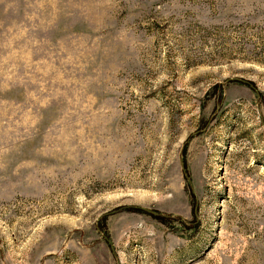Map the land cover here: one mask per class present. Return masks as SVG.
Listing matches in <instances>:
<instances>
[{
	"label": "rangeland",
	"instance_id": "374dc122",
	"mask_svg": "<svg viewBox=\"0 0 264 264\" xmlns=\"http://www.w3.org/2000/svg\"><path fill=\"white\" fill-rule=\"evenodd\" d=\"M0 264H264V0H0Z\"/></svg>",
	"mask_w": 264,
	"mask_h": 264
}]
</instances>
